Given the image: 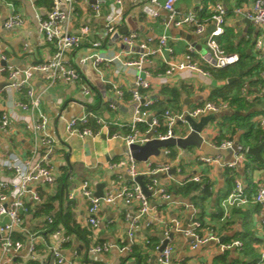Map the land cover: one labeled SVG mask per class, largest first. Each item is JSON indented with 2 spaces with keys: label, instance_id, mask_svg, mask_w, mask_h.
<instances>
[{
  "label": "crops",
  "instance_id": "0c3cea01",
  "mask_svg": "<svg viewBox=\"0 0 264 264\" xmlns=\"http://www.w3.org/2000/svg\"><path fill=\"white\" fill-rule=\"evenodd\" d=\"M215 1H220L229 9L224 31L218 37L221 47L226 52L237 55L240 51H245L250 57L244 61V65L250 66L252 61L257 60L254 47L258 39L262 40L264 52V26L235 15L231 9L234 6H249L253 0H177L175 8L178 12L196 11L199 19L204 21L210 14L207 7ZM6 2H11L14 10L22 16L24 22L21 26L13 28L3 26L11 12ZM93 3L94 0H78L74 4L68 30L78 32L80 27L87 24L90 26V31L83 37L81 48L69 54L71 61L76 62L80 55L92 52L91 42L95 40L101 42V46L97 49L99 53L110 54L127 50L125 46L121 47L118 43V41L121 42L122 33L136 32L141 39L149 36L156 38L165 30L168 21V14L164 9H159L158 17L150 18L142 11L141 2L132 0L122 6L123 18L119 23L117 35L113 34L116 32L107 33L106 19L112 2L105 0L98 13L92 9ZM205 3L206 7L202 10ZM51 4L52 0H34L33 5L29 0H3L0 6V52L5 54L6 63L22 70L29 65L44 62L52 56L53 47L45 41L37 25V15L48 10ZM210 28L211 25L208 24L206 32ZM166 31L169 35L168 44L172 49V52L166 53L167 59L181 60L189 46L194 49V57L208 56L205 35L196 33L192 26L175 27L169 24ZM0 64H3L1 60ZM202 66L211 71L210 76L194 75L186 71L176 78L174 76L169 84H162L158 78H153L152 87L142 90L141 94L144 98L155 102L153 111L171 107L169 96L162 93L164 86L175 87L180 91V109L209 100L212 88L224 85L226 79L216 75L218 69L209 67L206 62H203ZM233 66L235 67V64L230 65V67ZM81 68L82 66L79 70ZM150 68L154 72L161 71L164 64L159 58H153ZM97 72L104 82L106 96H103L97 87L83 76L90 86V95H83L80 82L56 81L48 85L42 74L38 72L32 79L34 88L42 93L41 109L48 118V132L55 141L52 154L49 156L55 176L54 182L52 185L42 183L34 185L42 196L40 203L53 197L61 188L63 204L70 206L75 222L81 229L90 231V234L84 237L74 233L68 234L70 239L61 250L65 259L63 264H158L157 252L153 249V245L162 243L163 229L162 222L159 220L167 222L172 219L179 221L181 229L187 228L196 219L205 224V227H211L220 241L239 240L242 243L241 248H231L224 252L219 250L215 242H208L192 249L189 238L172 227L171 256L175 261H180V264H197L200 261L204 264H264L259 262L261 253L264 251V233L261 229L264 208L250 200L258 185H264V167L254 168V162L247 154H245V160L237 164L235 168H225L222 165L223 162L232 160L234 153L242 150L241 147H250L242 138L244 129L238 128L234 123L226 125V122L225 128H222L220 124L222 118L232 113V108L229 106L216 113L213 121L209 122L201 132L205 144L218 149V153L210 154L203 149L190 146L186 149L178 147L176 153L175 149L170 150L169 158L162 153L150 158L152 164L166 162L171 165V170H174L170 171V175L162 174L159 177L160 182L169 191L170 198L163 199L158 195H150L151 210L140 218L138 227L134 229L132 243L127 233L130 230L131 218L136 211V206L133 204L126 205L119 200L112 203L101 202L97 214L98 226L95 229L91 228L87 223L88 201L78 194L75 198L69 199V194L84 179L90 182L94 192L97 184L103 183V194L111 192L115 184H126L127 177L124 170L109 167V163L125 156V145L120 139L107 137V131L91 137L68 134L65 129L66 121L80 115L83 104H95L99 97L98 109L93 111L111 123L108 132L125 133L126 129L113 123L129 122L134 111V104L129 94V89L134 83L133 69H121L117 62H112L102 64ZM5 77V73L0 74V114L2 111H7L11 117V125L0 131V179L9 178L12 175L5 168L11 156L17 155L27 159L35 150L39 154L46 151V147L41 145L39 139L35 138L33 132L26 127L35 114L22 111L15 106V101L20 100L22 95L7 86ZM232 77L236 79V76ZM254 77L244 79L241 87L245 86L252 93L255 83L250 81H253ZM113 85L124 90L122 99L115 97ZM110 103H113L115 108H111ZM259 116L253 117V121H258ZM227 126H233V128ZM224 139H231L234 142L233 147L219 148V143ZM123 149L124 156L121 153ZM67 155H69L68 159ZM203 155L216 158L218 161L203 163L199 159ZM261 156L264 154L262 153ZM137 166L139 169L147 167L144 161L138 162ZM195 175L199 176V181L190 180ZM235 177L241 178L249 202L242 207L232 208L229 218L222 220L220 201L230 192ZM190 182L202 183L205 190L198 189L187 194L175 192L176 188ZM25 200L30 209L23 214V230L16 231L13 235L15 239L23 242V247L19 250L11 248L7 252H3L0 248L2 264H32V262L40 264L51 257L48 247L56 242V237L53 232L45 233L47 226L45 222L48 216L55 217L60 208V202L53 200L49 212L37 214L38 204H34L29 194L25 196ZM1 220L4 221L6 218ZM148 221H151L150 225H147ZM59 228L66 233L61 225ZM29 235L34 243V254L37 260L29 259ZM121 240L124 242L121 243ZM102 243L112 245L109 251L89 250L93 244ZM124 245L128 248L121 249Z\"/></svg>",
  "mask_w": 264,
  "mask_h": 264
},
{
  "label": "built area",
  "instance_id": "2783aa9c",
  "mask_svg": "<svg viewBox=\"0 0 264 264\" xmlns=\"http://www.w3.org/2000/svg\"><path fill=\"white\" fill-rule=\"evenodd\" d=\"M33 5L34 0H29ZM78 0H52V4L44 13L37 15L38 31L42 34L45 41L52 45V56L41 63L29 65L20 70L16 66L6 63V56L0 52V74H6L7 86L17 92H20L22 98L15 101V106L22 111L35 114L30 118V123L27 128L33 132L35 138L39 139L41 145L46 147L43 154H39L37 150L33 151L32 155L27 158H21L13 155L9 159V163L5 168L12 175L9 178L0 179V248L3 252H7L11 248L19 250L23 247L21 240L14 238L16 231L23 230V214L29 211V205L25 200L27 194L30 195L34 204H39L42 201V196L36 190L35 184L42 183L44 185H52L54 182L53 167L50 163L49 156L52 154L54 139L48 132V118L41 109L42 93L32 85L33 75L38 72L42 74L45 82L48 85L56 81L81 83V90L84 96L90 95V86L82 77L79 70L81 66L87 64L91 60V66L96 70H100L102 64L117 62L121 69H133L134 83L129 89L131 101L134 104V111L129 122L116 121L113 124L120 128L126 129L125 133L108 132L110 122L104 120L102 116L93 110H88L83 104V111L80 115L71 117L66 121L65 129L68 134H77L79 136H96L107 131V137L120 139L129 149L130 145L143 144L150 139H168L184 136L186 133L179 131L178 124H187V118L198 120L200 117L222 111L228 107L227 101L223 100H204L196 105L185 108L165 107L160 111H153L154 101L144 98L141 94L142 90H148L153 85V78H158L162 84L171 83V79L180 75L182 72H189L194 75L210 76L211 71L202 66L206 62L213 69H222L238 61L236 53L226 52L220 45L218 37L224 31V25L229 9L220 1L211 3L209 16L206 20L199 19L196 11L188 10L178 12L175 8L177 0H136L141 2L142 11L150 18L159 16V9H164L168 14V21L165 30L158 37L139 38L136 32L122 33L120 35L121 43L127 50H121L114 53H99L97 49L101 46V42L95 40L91 42L90 53L82 54L78 60L71 61L69 54L76 52L82 46L83 37L90 31V26L85 24L80 27L78 32L68 30V25L71 20V15L74 12V4ZM132 0H111L109 11L106 19L107 33L118 32V27L123 18L122 6ZM105 0H94L91 5L92 9L98 13ZM3 0H0V6ZM11 12L4 21L5 28H13L23 24L22 16L14 10L11 2H6ZM231 11L242 16L255 24L264 26V0H253L252 4L247 6H234ZM172 24L175 27L192 26L194 31L205 35V45L208 50V56L198 55L194 57V49L192 46L187 48V52L181 60L167 59L166 53L172 52L168 44L169 35L167 27ZM210 24L211 28L206 32V26ZM137 49L134 50V47ZM254 50L256 59L261 62V70L259 76L262 81L255 86L251 93L242 86L240 89L241 95L247 101H252L255 98L264 99V52L262 50V40L258 39L255 43ZM153 58H159L164 64L161 71L154 72L150 65ZM5 62V63H4ZM113 87L114 95L117 99H122L124 90L115 85ZM111 108H115L113 103H110ZM93 120L96 128L91 127L89 122ZM260 125H264V116L260 115L258 119ZM11 125V117L7 111H2L0 114V131L5 130ZM189 127V125H188ZM106 135V134H105ZM234 142L231 139L222 140L219 148H232ZM170 150L162 148L161 153L168 155ZM246 150L237 151L234 153L232 160L223 162L225 168H235L237 164L245 160ZM203 163L217 162L218 159L203 155L199 157ZM146 168L139 169L138 161L130 154L129 150L125 156L109 163L110 168L123 169L127 177L126 184H115L111 192L103 194L101 197L94 195L93 188L87 179H84L80 184L69 194V199L75 198L78 194L88 201L87 207V223L92 229L97 228V214L101 202L112 203L114 201H122L126 205H135L136 211L131 218L130 230L127 237L132 243L134 241V229L138 227L140 218L145 216L150 210V196H146L141 186L135 181L137 175H144L149 178L144 185L151 191V195H158L163 199H169L170 193L160 182L162 174L170 175L171 165L169 163L155 162L151 163L149 159L145 162ZM171 177V176H169ZM192 181H199L198 175L191 177ZM144 181V179H143ZM253 202L264 208V185H258L251 196ZM249 202V197L246 193L245 186L239 177L233 179V186L230 192L221 199L220 207L222 209V220L228 219L231 209L234 207H242ZM47 222H52V217H47ZM162 222V236L167 239L164 247L160 244H154L153 249L157 252L158 264H180V261H175L172 258V245L170 244L171 228L181 231L189 238L190 246L195 249L208 242H215L221 252L231 248H241L242 243L239 240L230 242H222L219 240L217 233L211 227H205L198 220H193L191 224L181 229L179 221L172 219L171 221ZM151 221L147 222L150 225ZM261 229L264 233V219L261 220ZM56 237V242L48 247L51 257L46 262L40 264H63L65 259L62 254V246L66 244L70 237L64 233L61 228L53 231ZM124 242L121 240V243ZM148 242V241H147ZM112 245L105 243L93 244L89 250L93 252H107ZM128 248L124 245V248ZM28 254L30 260H37L34 254V243L29 235ZM259 262H264V251L261 253ZM0 264H2L0 262ZM197 264H204L198 262Z\"/></svg>",
  "mask_w": 264,
  "mask_h": 264
},
{
  "label": "trees",
  "instance_id": "16d2710c",
  "mask_svg": "<svg viewBox=\"0 0 264 264\" xmlns=\"http://www.w3.org/2000/svg\"><path fill=\"white\" fill-rule=\"evenodd\" d=\"M205 5L206 3L203 5L202 10L205 9ZM249 57L250 56H248L245 51H240L238 55V61L235 63V67L227 66L217 70L216 75L226 79V82L222 86L212 88L209 95V100L217 101V99H222L223 101H227L228 106L232 108V113L228 116H224L221 120L222 123H234L238 128L244 129L242 138L247 144H249L250 147H253L258 145L264 137V125H260L258 121H253V117L256 115L264 116V99L257 97L252 101H247L245 97L241 95L240 87L244 79L250 77L252 74H255L256 76L254 77L253 81L250 82L255 83L256 86L262 81L259 76V72L261 70L260 60L252 61L250 59L252 64L250 66H245L244 61ZM232 76H236V79L232 80L231 82H227V79ZM162 93L169 96L171 108L175 109L180 107V91L177 88H169L164 86L162 88ZM98 101L99 97H97V104H86L85 106L88 110H97ZM250 109L251 111H249ZM245 112L246 114H244ZM222 123L220 124L222 125ZM89 124L94 129L96 128L93 120H91ZM262 153L264 154V146L261 149V154ZM247 156L252 162H254V168L260 169L264 167V156H261L262 160H258L249 154H247ZM198 189L200 191L205 190V187H203L202 183L200 182H190L182 187L176 188L175 192L187 194V192L197 191ZM62 193V189L60 188V190L53 197H49L46 201H43L37 205L36 212L37 214H41L47 213L51 210L53 200H58L60 202V208L57 211L55 217H52V222H45L47 225L45 233H51L55 231L59 225H61L66 234L74 233L80 237L89 235V230L81 229L80 226L75 222L70 206L63 204ZM133 250H135L134 246ZM32 264L36 263L32 262Z\"/></svg>",
  "mask_w": 264,
  "mask_h": 264
},
{
  "label": "water",
  "instance_id": "95a60500",
  "mask_svg": "<svg viewBox=\"0 0 264 264\" xmlns=\"http://www.w3.org/2000/svg\"><path fill=\"white\" fill-rule=\"evenodd\" d=\"M232 80H235V77H229L227 79V82H231ZM216 116L213 114H208L205 116L200 117L198 120H194L192 118H187V122L189 125V130L184 136L176 137V138H168V139H150L146 141L143 144H133L129 146V149L125 146V153L130 152L131 156L136 161H144L148 162L149 159L152 156H158L161 153L162 148L170 147V146H176L181 149H186L187 147L193 146L197 147L199 149L203 148L205 142L203 139V136L201 135L202 130L209 122H211ZM264 146V141L259 143L256 146L253 147H241L242 150H246L247 154L253 156L254 158L258 160H262L261 157V149ZM69 158V155H67V159ZM174 170L172 169L171 172ZM135 181L141 186L143 192L146 196L151 195V191L146 188L144 185V175H137L135 178ZM103 183H98L96 186V190L94 192V195L97 197L103 196ZM172 234L170 235V237ZM162 238L161 248L165 246L167 243V239Z\"/></svg>",
  "mask_w": 264,
  "mask_h": 264
},
{
  "label": "rangeland",
  "instance_id": "374dc122",
  "mask_svg": "<svg viewBox=\"0 0 264 264\" xmlns=\"http://www.w3.org/2000/svg\"><path fill=\"white\" fill-rule=\"evenodd\" d=\"M135 29H136V27L134 28V30ZM113 34H116L117 35V32L116 33H113ZM196 35H198V34H196ZM115 40L117 41V39H115ZM118 43L120 44L121 47H124V45L121 42L118 41ZM134 48L136 50L137 49V46H135ZM80 71H81V74H82V76L84 78H86L92 85L96 86L97 89L102 93L103 96H106V93H105L106 89H105L104 82L102 81V79H101L100 75L98 74V72L91 66V60H89L87 64H84L82 66V68L80 69ZM254 76H256V75L255 74H252L251 75V77H254ZM217 100H222V99H217ZM225 124L226 123H224L223 125H221L222 128H225ZM226 125H229L228 122H227ZM178 126H179V131L181 133H186L188 131V125L187 124H180L179 123ZM227 127L233 128V126H231V127L230 126H227ZM166 148H168L171 151L173 149H175V153H176V149L178 147H176V146H170V147H166ZM201 149H203L204 152L210 153V154H215V153H218V151H219L218 149H214V147H211L208 144L207 145L204 144L203 148H201ZM121 153L124 156V149L122 150ZM167 156L169 158L170 157V154H168ZM152 157H156V156H152ZM144 179H145V182H148L149 181V178L148 177H145Z\"/></svg>",
  "mask_w": 264,
  "mask_h": 264
}]
</instances>
